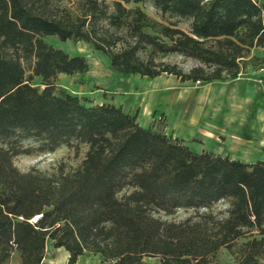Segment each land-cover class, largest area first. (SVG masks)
<instances>
[{
  "label": "trees",
  "instance_id": "1",
  "mask_svg": "<svg viewBox=\"0 0 264 264\" xmlns=\"http://www.w3.org/2000/svg\"><path fill=\"white\" fill-rule=\"evenodd\" d=\"M144 1L0 0V264L15 253L19 264H41L48 241L69 252L67 264L86 254L112 264H212L222 248L235 264H264V160L194 152L121 106H88L54 85L89 64L45 43L48 36L91 45L123 75L211 83L246 68L264 72L259 0H149L159 19L138 6ZM171 55L194 64L161 60ZM37 77L42 88L32 84ZM28 138L47 151L86 152L69 172L21 173L13 160ZM219 203L226 209L216 211ZM180 210L192 214L161 216Z\"/></svg>",
  "mask_w": 264,
  "mask_h": 264
},
{
  "label": "rangeland",
  "instance_id": "2",
  "mask_svg": "<svg viewBox=\"0 0 264 264\" xmlns=\"http://www.w3.org/2000/svg\"><path fill=\"white\" fill-rule=\"evenodd\" d=\"M259 1L264 3V0ZM71 2L72 0H54L55 5L68 6ZM138 6L143 8L142 10L150 17L159 19L158 12L149 0H145ZM179 25L183 30H188L190 26L186 20L181 21ZM44 42L55 49L65 51L70 56L81 55L89 64L87 73L72 76L59 75L54 83L57 91H64L76 96L88 106L122 103L125 107L131 106L133 110H140L138 106L140 101L142 105L144 104L143 97L145 96L139 93L146 88L152 90L149 91L147 98L151 95L152 97L155 96L154 87L149 86L151 79L111 71L108 57L103 53L96 52L89 44L75 43L72 40L61 41L55 36L45 37ZM261 54L262 50L259 48L252 50V56L260 57ZM161 60L177 63L184 70H189L194 64L193 61L176 55L165 56ZM162 76L165 77L166 75ZM263 76L264 72L246 68L239 76L241 79L236 82H234L235 80H230L231 82H201L206 95L204 100L194 97L188 104L190 107L189 114L194 116L195 132L184 138L185 144H188L194 152H212L246 164L264 160V83L261 80ZM32 81L33 86L42 88L40 78H34ZM194 84L196 83L187 81L183 85L178 84L177 87L180 88L179 90L187 91L190 87H194ZM160 100L159 95L154 97V101ZM170 114H174L172 109ZM151 116L148 121L149 127L153 131H163L167 135H172L166 120L167 117L164 114L155 111ZM41 144L39 141L30 138L20 142L25 153L13 160L15 168L19 172L26 173L30 170L45 174H55L59 170L69 172L79 166L86 152L85 146L78 149L61 146L54 151H47L41 148ZM225 209L226 205L223 203H219L215 207L216 211ZM191 214L192 211L190 210H180L172 216H161L169 221L183 222ZM244 241L246 240H239L243 243ZM236 261V254L224 248L212 257V264H235ZM7 264H19L16 253L11 256ZM143 264L160 263L157 258H144Z\"/></svg>",
  "mask_w": 264,
  "mask_h": 264
},
{
  "label": "crops",
  "instance_id": "3",
  "mask_svg": "<svg viewBox=\"0 0 264 264\" xmlns=\"http://www.w3.org/2000/svg\"><path fill=\"white\" fill-rule=\"evenodd\" d=\"M239 79L241 78L238 77L234 79L235 80L234 82H236ZM151 80L152 81H149L150 83L149 86L154 87L153 93H155L156 97L158 95L160 96L161 99L160 101L158 102L154 101L155 96L152 97V95L149 98H147V96H149V91L152 90H147L146 88L144 91L139 93L140 95L145 96L143 97L144 104L142 105L140 101L138 105L140 107V110L138 109L133 110L131 106L125 107L124 104L122 103L116 104L115 106H121L125 112H128L132 115L136 114L138 116L137 117L138 123L144 128L149 127L148 120H150V118L153 116V115L151 116V114L155 113V111L161 112L162 114H164V116L167 117L166 120L169 125L168 127L172 132L171 134L178 137V139L184 141L185 137H189L191 136L192 133L194 134L195 132L194 123H193L194 116L191 113L189 114L190 107L188 104L191 103L190 101L193 100L194 97H198L200 100H204L206 95L204 86H201V83H198V85L196 83L194 84L195 85L194 87H190V89L187 91L179 90L180 88L177 87L178 84L183 85L187 82H181L173 75L165 76V77L160 76ZM213 96L216 97V95ZM171 109L174 112V114L172 115L170 114ZM197 123H199V120H197ZM68 258H69V252H67L63 248H58V249L53 248L52 242L48 241L46 244L45 255L41 264H67ZM76 264H112V263L104 262L102 260V257H100L99 255L86 254L80 256Z\"/></svg>",
  "mask_w": 264,
  "mask_h": 264
},
{
  "label": "water",
  "instance_id": "4",
  "mask_svg": "<svg viewBox=\"0 0 264 264\" xmlns=\"http://www.w3.org/2000/svg\"><path fill=\"white\" fill-rule=\"evenodd\" d=\"M37 219H38V217L34 218V219H33V220H34L33 222L37 221Z\"/></svg>",
  "mask_w": 264,
  "mask_h": 264
}]
</instances>
